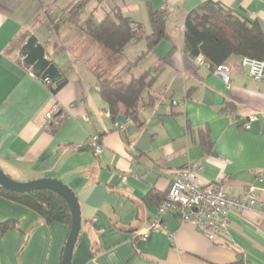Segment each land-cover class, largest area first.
I'll return each instance as SVG.
<instances>
[{
  "label": "crops",
  "instance_id": "crops-1",
  "mask_svg": "<svg viewBox=\"0 0 264 264\" xmlns=\"http://www.w3.org/2000/svg\"><path fill=\"white\" fill-rule=\"evenodd\" d=\"M80 1L0 0V169L17 182L52 178L74 192L81 230L70 264H264V79L248 77L242 58L233 56L225 62L231 69L227 87L201 59L186 54L182 42L186 16L200 3L217 2L264 28V0H85L81 21L90 12L99 21L117 6L141 25L142 37L150 34L147 5L166 13L163 41L117 74L127 82L153 70V82L142 92L141 125L128 119L118 124L98 95L88 61L98 48L66 22L65 9ZM24 33L37 38L66 79L54 95L20 57L18 63L8 54ZM144 43L128 44V63L145 51ZM227 104L230 115L223 111ZM53 107L58 112L47 121ZM241 120L246 124L236 126ZM253 121L258 134L248 131ZM52 122L53 134L46 128ZM200 130L208 132L210 155L202 152ZM91 136L99 138V156L88 145ZM197 162L202 187L219 183L231 198L248 189L257 197L251 210L230 217L234 245L210 243L174 215L163 217L172 239L153 232L141 241L172 174ZM5 221H15L17 229L0 236V264H61L66 226L46 225L0 197V223Z\"/></svg>",
  "mask_w": 264,
  "mask_h": 264
},
{
  "label": "trees",
  "instance_id": "trees-1",
  "mask_svg": "<svg viewBox=\"0 0 264 264\" xmlns=\"http://www.w3.org/2000/svg\"><path fill=\"white\" fill-rule=\"evenodd\" d=\"M84 4L85 0H82L65 9L66 22L78 29L90 45L98 48L88 60L90 61L89 71L96 79L98 95L105 102L111 118L123 117L141 125L139 110L140 104L143 103L142 92L148 91L151 86L153 70L137 77L131 76L127 82H122L117 74L119 71H129L128 68L135 67L147 54L154 52L158 44L163 41L166 13L147 5L150 34L142 37L140 35L141 25L124 17L117 6L107 10L99 21H95L92 12L81 21L80 16ZM186 17L183 28V48L186 54L201 59L210 70L213 71L233 56L264 60V28L258 21H248L238 13L213 1L200 3ZM27 35L24 33L14 40L8 48V54L19 50L18 48L28 38ZM140 40L145 42V51L138 55L132 63H128L124 56L128 44H134ZM65 82V78L61 79L54 83V88L49 83H43L54 95ZM223 111L232 113L228 104ZM46 128L53 134L57 124L52 122L47 124ZM209 139L207 130L199 131L198 141L205 155L211 154L212 142ZM0 197L31 210L46 225L60 224L66 226L68 231L70 230L69 210L62 198L52 191L42 190L16 194L0 186ZM16 229L15 221L1 222L0 236Z\"/></svg>",
  "mask_w": 264,
  "mask_h": 264
},
{
  "label": "built area",
  "instance_id": "built-area-1",
  "mask_svg": "<svg viewBox=\"0 0 264 264\" xmlns=\"http://www.w3.org/2000/svg\"><path fill=\"white\" fill-rule=\"evenodd\" d=\"M200 64H203L202 60ZM239 65L254 81L259 82L264 79V60L242 58ZM230 72L231 69L225 63L213 70L214 75L220 78L227 87L231 84ZM28 73L34 77L31 72ZM57 112L56 107L51 108L45 114L46 120L50 121ZM224 112L228 115L232 114L229 111ZM99 144L98 136L90 137L88 145L95 156L101 155L102 149ZM201 168L200 163H192L172 174L166 196L159 203L157 216L140 234L141 241L146 240L153 232H162L172 239V235H168L164 229L163 217L174 215L179 218L181 224H192L208 242L234 245L230 239V217L232 213L243 214L251 210L257 203V197L251 189H248L241 197L231 198L226 196L219 183L207 188L202 187L197 178Z\"/></svg>",
  "mask_w": 264,
  "mask_h": 264
},
{
  "label": "water",
  "instance_id": "water-1",
  "mask_svg": "<svg viewBox=\"0 0 264 264\" xmlns=\"http://www.w3.org/2000/svg\"><path fill=\"white\" fill-rule=\"evenodd\" d=\"M136 33L135 31H133ZM18 55L21 58L24 68L31 70L33 76L41 81L49 84H54L61 81V73L57 67L47 60L46 50L34 36H29L24 43L18 48ZM118 124H124L126 119L123 117L115 118ZM246 124V121L241 120L236 126L240 127ZM260 130L259 123L253 121L248 126V131L253 134H258ZM264 175V171H260ZM0 186L12 193L27 194L36 191H52L60 196L68 208L71 217V226L68 231V236L63 248L61 264H70L71 256L74 250V244L77 241L79 231L81 230V214L78 200L74 192L64 183L52 178H40L28 182H17L8 177L0 169Z\"/></svg>",
  "mask_w": 264,
  "mask_h": 264
},
{
  "label": "rangeland",
  "instance_id": "rangeland-1",
  "mask_svg": "<svg viewBox=\"0 0 264 264\" xmlns=\"http://www.w3.org/2000/svg\"><path fill=\"white\" fill-rule=\"evenodd\" d=\"M61 2V1H60ZM60 4V3H59ZM14 58H15V60L18 62V63H20V58H19V55H18V50H16L15 52H13L12 54H11Z\"/></svg>",
  "mask_w": 264,
  "mask_h": 264
}]
</instances>
